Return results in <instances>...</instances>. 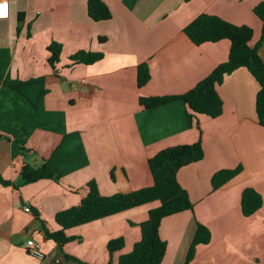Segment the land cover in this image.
Returning a JSON list of instances; mask_svg holds the SVG:
<instances>
[{
    "label": "crops",
    "instance_id": "1",
    "mask_svg": "<svg viewBox=\"0 0 264 264\" xmlns=\"http://www.w3.org/2000/svg\"><path fill=\"white\" fill-rule=\"evenodd\" d=\"M111 18L94 22L87 0H9L0 20V264H118L141 238L139 225L157 202L66 231L75 241L59 247L44 229H59L55 215L77 206L94 181L110 196L152 185L148 160L178 145L202 143L204 158L177 172L192 209L165 217L159 236L167 248L161 264H185L197 224L211 235L188 264H264V127L255 110L259 86L245 68L216 87L222 114L189 119L174 101L152 109L140 97L177 96L193 89L226 61L230 42L195 46L183 29L201 14L253 29V8L264 0H101ZM52 43L59 60L48 62ZM102 54L90 65L72 64L77 52ZM264 62V37L260 48ZM146 63L150 79L137 86ZM44 163L59 178L22 185L21 167ZM241 172L217 190L211 178L223 169ZM111 173L114 181L111 180ZM262 206L244 217V189ZM28 209V211L26 210ZM41 245L43 259L25 243ZM123 239L109 257L107 243ZM77 260V261H74Z\"/></svg>",
    "mask_w": 264,
    "mask_h": 264
},
{
    "label": "trees",
    "instance_id": "2",
    "mask_svg": "<svg viewBox=\"0 0 264 264\" xmlns=\"http://www.w3.org/2000/svg\"><path fill=\"white\" fill-rule=\"evenodd\" d=\"M253 13L262 23L260 39L251 45L253 29L249 26H236L217 16L201 14L183 29L185 36L195 45L216 43L221 40L230 42L229 53L225 62L216 66L203 80L198 82L190 91L177 96L140 97L139 102L145 109H152L170 102L183 103L189 119L204 115L215 119L223 112V103L217 94L216 87L223 78L239 68H245L259 86L256 95L255 110L259 125L264 127V62L260 57V48L264 37V1L253 8ZM87 15L94 22H103L111 18L106 4L101 0H87ZM50 57L48 62L54 66L59 60L61 45L52 43L48 46ZM102 58V54L91 52H77L70 56L72 64L90 65ZM150 79L149 67L143 63L137 68V86L142 88ZM204 158L202 143L178 145L157 152L148 160V167L152 177V185L126 193H116L103 196L99 193L94 181L87 183V194L77 206L59 211L55 215V222L59 229L49 232L44 229L47 239L53 240L62 248L66 243L75 241L74 236H68L66 231L94 221L122 213L146 204L157 202L158 206L148 212L147 219L139 225L141 238L134 244L132 250L121 255L118 264H161L165 252L166 242L159 236L161 221L168 216L192 209V203L187 192L177 181V172L192 163ZM241 167L223 169L213 174L211 178L212 190H217L236 177ZM22 185L40 180L59 178L53 173L47 163L39 168L23 165L20 170ZM111 180L114 181L111 173ZM0 183L8 185L0 177ZM262 206L261 196L252 189H244L240 198L241 213L249 217ZM209 230L197 224L193 241L187 252L185 264L195 255L197 245L209 243ZM123 239L115 238L107 243L109 257L123 247ZM77 261V260H74ZM78 264H83L77 261Z\"/></svg>",
    "mask_w": 264,
    "mask_h": 264
},
{
    "label": "built area",
    "instance_id": "3",
    "mask_svg": "<svg viewBox=\"0 0 264 264\" xmlns=\"http://www.w3.org/2000/svg\"><path fill=\"white\" fill-rule=\"evenodd\" d=\"M10 7L9 0H0V20L9 17ZM28 211V209H26ZM26 252L37 259H43L44 254L41 250V245L33 238H29L25 243Z\"/></svg>",
    "mask_w": 264,
    "mask_h": 264
}]
</instances>
